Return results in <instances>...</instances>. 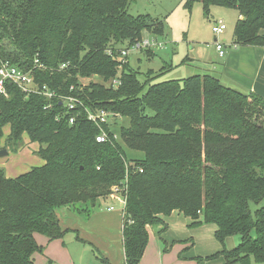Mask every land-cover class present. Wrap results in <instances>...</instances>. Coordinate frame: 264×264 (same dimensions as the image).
Wrapping results in <instances>:
<instances>
[{"label":"trees","instance_id":"obj_1","mask_svg":"<svg viewBox=\"0 0 264 264\" xmlns=\"http://www.w3.org/2000/svg\"><path fill=\"white\" fill-rule=\"evenodd\" d=\"M203 1L238 12L234 47H264V0ZM128 4L0 0V59L31 71L38 87L79 102L66 114L58 99L26 95L12 84L5 85L8 98L0 95V150L17 153L25 135L38 144L43 163L15 178L0 168V264H34L41 251L35 234L52 241L66 233L59 211L88 220L100 201L116 198L125 264L141 260L146 227L164 232L163 218L174 211L191 227H216L223 250L209 259L264 264V99L210 75L157 82L160 74L149 71L141 81L120 56L128 50L122 47L141 42L145 32L162 36L164 26L130 15ZM89 78L101 82L81 83ZM98 111L128 120L119 141L115 123L88 120L87 112ZM101 134L106 140L98 143ZM125 150L141 157L128 158ZM235 236L239 243L226 250Z\"/></svg>","mask_w":264,"mask_h":264},{"label":"rangeland","instance_id":"obj_2","mask_svg":"<svg viewBox=\"0 0 264 264\" xmlns=\"http://www.w3.org/2000/svg\"><path fill=\"white\" fill-rule=\"evenodd\" d=\"M127 12L133 16H144L154 22H161L164 26V34L162 36H153L147 32L143 33L142 41L147 40L150 44L154 45L149 48V56L145 55V50L143 49V51L136 50L135 46L127 47L125 45L122 47L125 49L128 48L127 61L130 68L139 73V79L141 81L145 80L144 78L149 71L160 74L157 82H181L184 79L196 75H210L214 78L219 77L223 74L222 68L227 54L231 51L236 52L240 48L234 47L233 45L234 28L238 19V12L236 10L204 3L203 0H129ZM218 21H222L226 29L223 34L216 36L211 29L215 22ZM215 43L225 46V55L223 58H219L215 50ZM90 81L101 82L98 78H89L82 79L81 83L86 85ZM222 81L227 83V80ZM223 82L221 83L228 87ZM229 88L237 90L233 87ZM114 123L115 125L112 126V131L117 141H119L120 128L127 127L129 122L128 120L119 119L115 120ZM4 131H7V128H4ZM4 134L6 133L4 132ZM32 149H34V146H30L27 150L32 151ZM125 152L128 158L141 157V154L135 152L128 150H125ZM26 153L27 151L18 157L9 154L7 157L10 161L6 165L3 159L7 157L0 158V168L7 173L9 169L19 166L21 164L20 161L27 158ZM29 166L31 164L27 168ZM103 203L111 204L118 210L122 208V203L118 198L112 201H100V204ZM257 207L251 205L253 211ZM165 222L168 224V229L177 237H180L185 232V240L181 243V246H184V244L191 246L190 244L192 242L193 249L191 247L190 250L195 252L196 255L198 254L200 258L188 262L191 264L223 263L222 256L213 259L206 257L210 253L220 252L223 249V246L213 236L216 229L214 225L201 224L188 229V227L182 226L181 223L175 225L174 223H177L175 220L169 221L165 219ZM188 233L193 237L190 243L186 240L188 238L187 236H189ZM158 236L162 240L165 239L166 230ZM239 241V236L228 238L225 241L224 247L226 250H230ZM168 243V248L170 244L175 245L171 241ZM148 244L149 248H151L153 243L149 242ZM73 256L79 264H102L100 262L101 260L96 259L92 249L87 246L79 245L78 248L73 250ZM141 260L138 264H147V259Z\"/></svg>","mask_w":264,"mask_h":264},{"label":"crops","instance_id":"obj_3","mask_svg":"<svg viewBox=\"0 0 264 264\" xmlns=\"http://www.w3.org/2000/svg\"><path fill=\"white\" fill-rule=\"evenodd\" d=\"M261 33L264 35V30ZM222 71L223 74L215 78L220 82L227 80V83H223L228 88L233 87L240 92L253 93L264 99V47H240L236 52H229L224 61ZM220 77L222 78L220 79ZM4 132L7 135L9 133L8 128ZM22 140L23 146L17 153L11 154L8 152L7 156L10 154L18 157L27 151V158L21 160L19 166L9 169L7 173L5 172L7 178H15L28 171V168L43 164L37 156L38 144L30 143L25 135H23ZM30 146H34L32 151L27 150ZM9 161L8 157L3 159L5 165ZM29 164L31 166L27 168ZM111 207L113 210H110ZM122 213V208L118 210L113 205L105 203L100 204L88 220H84L82 217L68 211H59L57 213L59 226L66 233L62 238L52 241H49L43 235L35 234V240L41 248V251L33 254V263L79 264L73 256V250L78 248L79 245H83L91 248L98 260L97 254L95 253L97 251L105 261H100L102 264H125V251L122 238ZM165 219L169 221L175 220L177 222L174 223L175 225L181 223L182 226L188 227V229L194 228L191 227L192 221L177 211L163 218L166 226V240H162L158 236L161 234L159 233L161 229L160 225L147 226L148 242L141 259H147V264H191L188 261L200 258L198 254L196 255L195 252L190 250L193 246L192 242L190 244L191 246H187V244L181 246V243L185 240V232L180 237H177L168 229V224L165 222ZM188 234L189 236H187L188 238L186 240L190 243L193 237H191L190 233ZM170 241L175 243V245L170 244L168 248V242ZM149 242L153 243L151 248H149ZM220 252L210 253L206 257L209 258ZM222 264H225L224 258Z\"/></svg>","mask_w":264,"mask_h":264},{"label":"built area","instance_id":"obj_4","mask_svg":"<svg viewBox=\"0 0 264 264\" xmlns=\"http://www.w3.org/2000/svg\"><path fill=\"white\" fill-rule=\"evenodd\" d=\"M226 29V26L222 21L215 22L214 26L212 27V32L216 35L219 36L224 33ZM136 50L140 49H149L153 47L154 45L150 44L149 41L144 40L139 43H136L135 45ZM133 46V47H134ZM225 46L223 44L215 43V50L219 56V58L224 57ZM128 54V50H121L120 56L122 58L126 57ZM36 66L43 70L45 69L44 66L40 65L38 61H35ZM67 65H62L60 69L66 68ZM12 84L17 86L23 93L26 95L28 94H33L37 93L48 100L52 99H58L60 101V104L65 108V113L69 114L71 111L75 109V106L79 104L78 100L72 96H58L54 92L50 91L46 86H42L41 88L38 87L35 82L33 75L31 71H25L21 69L18 66H15L11 64L9 61H4L0 59V95L8 98V94L6 92V84ZM113 84H117V82H114ZM72 89V88H71ZM81 105V104H80ZM87 117L88 120L96 123L98 126H101L103 124H108V123H114L115 120L121 119L119 115L117 114H112V113H107L104 111H98L96 113H89L87 112ZM69 124H73L74 118L71 117L68 120ZM106 140L105 134H101L96 138V141L98 143H103ZM118 189L115 188L113 189V192H117ZM110 210H113L111 207Z\"/></svg>","mask_w":264,"mask_h":264},{"label":"water","instance_id":"obj_5","mask_svg":"<svg viewBox=\"0 0 264 264\" xmlns=\"http://www.w3.org/2000/svg\"><path fill=\"white\" fill-rule=\"evenodd\" d=\"M7 155H8L7 150H0V158L7 157Z\"/></svg>","mask_w":264,"mask_h":264}]
</instances>
